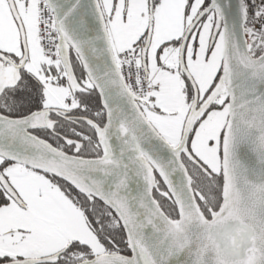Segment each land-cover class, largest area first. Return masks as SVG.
Masks as SVG:
<instances>
[{"label":"snow or ice","instance_id":"obj_1","mask_svg":"<svg viewBox=\"0 0 264 264\" xmlns=\"http://www.w3.org/2000/svg\"><path fill=\"white\" fill-rule=\"evenodd\" d=\"M0 264H264V0H0Z\"/></svg>","mask_w":264,"mask_h":264}]
</instances>
